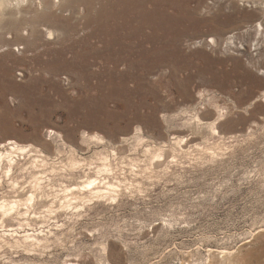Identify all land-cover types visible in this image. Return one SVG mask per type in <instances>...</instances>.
Returning <instances> with one entry per match:
<instances>
[{
	"label": "rangeland",
	"instance_id": "obj_1",
	"mask_svg": "<svg viewBox=\"0 0 264 264\" xmlns=\"http://www.w3.org/2000/svg\"><path fill=\"white\" fill-rule=\"evenodd\" d=\"M256 1L63 0L56 37L39 36L43 55L0 44V141L36 146L50 163L57 150L89 161L118 147L128 187L118 202L78 215L44 212V201L29 226L6 221L19 231L9 242L32 229H43V242L25 252L0 241V264H264V0ZM134 136L143 141H122ZM22 171L14 177L29 181ZM63 181L79 183L54 185ZM13 194L0 186V196Z\"/></svg>",
	"mask_w": 264,
	"mask_h": 264
},
{
	"label": "bare ground",
	"instance_id": "obj_2",
	"mask_svg": "<svg viewBox=\"0 0 264 264\" xmlns=\"http://www.w3.org/2000/svg\"><path fill=\"white\" fill-rule=\"evenodd\" d=\"M238 1L257 2L256 0ZM62 2L63 0H0V44L8 48L13 45H23L21 50L19 49V52L23 56L29 51L33 52V56L43 55L44 52L37 48L40 40L39 36L44 34L47 40L56 37L58 29H54L53 27L58 18L57 9L65 8ZM262 4L264 2H260L258 5L263 6ZM208 42L214 44V38L208 39ZM42 55L40 58L43 57ZM40 58H38L39 66L46 72L49 71L50 65L47 60L41 61ZM201 120L199 115H195L197 125L202 122ZM139 131L141 130L138 129ZM50 133L55 134L53 130H50ZM215 133L218 134L219 131L217 130ZM57 134L61 135L58 132ZM87 136L99 144L104 143V139L101 136L96 134ZM128 139H136L139 142L143 141V138L140 136L123 137L122 141L127 142ZM177 144H180V141H177ZM119 150L121 151V149ZM151 150V147L147 144L144 148V153L150 154ZM157 150L159 152L154 151L156 152L154 154L155 157H162L161 148ZM76 151L75 148H70L69 157L65 160L63 159L64 157L62 158L63 153L57 150L55 156L58 162L50 163L49 156L36 146L20 144L14 139L0 141V186L8 182L15 193H17V195L13 194L14 196L12 197H5V194L0 196V228H3V233H0V241L9 244L10 247H22L26 250H24L25 252L29 250L33 252L43 242L40 238L43 235V229L40 231L32 229V232L26 231L22 235V240L14 238V243L6 240L4 236H13V233L17 235V233L19 234L18 228H22L24 224L29 226L31 219L40 218L41 214L39 215L40 212H37V206L44 201L42 209L44 212L51 214L64 211L71 215H78L86 206L95 204L96 202H118L124 189H128L126 187L127 184L123 180H120L117 174L119 163H121L118 147L113 148L109 153L105 150H99L96 152V156L94 155L96 159L94 160L95 157H91L88 158L90 159L89 161L84 158L79 159ZM149 164L153 166L154 162L151 161ZM144 169L146 170L147 168ZM16 170H23L22 176L29 174L30 180L20 183L17 177H14ZM79 173L83 175L79 176ZM61 177L67 179L76 178L79 179V183L66 184L63 181L60 182L59 186L54 185V180ZM132 184L133 181H131L129 186ZM20 191L25 192L19 195ZM55 202L58 205H55ZM24 219L26 220L23 221ZM8 220L17 222L18 228L14 229L12 225H7L6 221ZM8 231L12 233H7ZM48 234H53V232L49 229L45 235ZM230 251L226 252V250H222L221 252L222 254L227 253L230 255L233 250L232 252ZM64 264L74 263L67 262ZM200 264H210L209 257L206 259V262Z\"/></svg>",
	"mask_w": 264,
	"mask_h": 264
}]
</instances>
